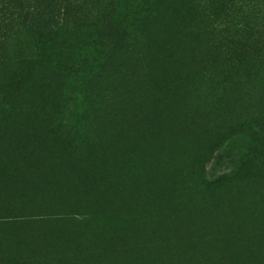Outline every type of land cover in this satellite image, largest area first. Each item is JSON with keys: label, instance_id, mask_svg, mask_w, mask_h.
<instances>
[{"label": "rangeland", "instance_id": "1", "mask_svg": "<svg viewBox=\"0 0 264 264\" xmlns=\"http://www.w3.org/2000/svg\"><path fill=\"white\" fill-rule=\"evenodd\" d=\"M157 3L0 0V264H264V23Z\"/></svg>", "mask_w": 264, "mask_h": 264}, {"label": "trees", "instance_id": "2", "mask_svg": "<svg viewBox=\"0 0 264 264\" xmlns=\"http://www.w3.org/2000/svg\"><path fill=\"white\" fill-rule=\"evenodd\" d=\"M152 13L155 39L165 41L166 56L173 59L171 70H177L180 54L186 45V37L195 34V29L203 34L217 31L229 33L232 22L241 19L258 18L264 23V0H157ZM190 15L188 17L187 15ZM200 12L203 19L197 16ZM218 13L217 17L216 14ZM198 17V18H197ZM193 26V28H192ZM198 26V27H197ZM222 29H224L222 31ZM159 36V37H158ZM158 37V38H157Z\"/></svg>", "mask_w": 264, "mask_h": 264}]
</instances>
